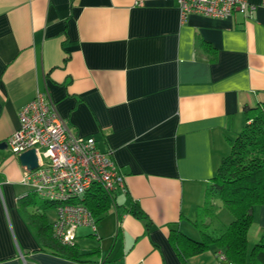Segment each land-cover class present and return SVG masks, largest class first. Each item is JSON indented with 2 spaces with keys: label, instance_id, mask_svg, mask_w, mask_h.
<instances>
[{
  "label": "crops",
  "instance_id": "obj_1",
  "mask_svg": "<svg viewBox=\"0 0 264 264\" xmlns=\"http://www.w3.org/2000/svg\"><path fill=\"white\" fill-rule=\"evenodd\" d=\"M262 2L213 18L181 17L176 0H0V264H222L214 246L182 257L170 235L200 238L192 222L205 188L244 108L264 105ZM38 92L125 176L96 236L75 230L82 252L97 249L89 261L41 249L26 222L34 207L19 205L24 167L1 144ZM252 213L255 243L264 205Z\"/></svg>",
  "mask_w": 264,
  "mask_h": 264
},
{
  "label": "trees",
  "instance_id": "obj_2",
  "mask_svg": "<svg viewBox=\"0 0 264 264\" xmlns=\"http://www.w3.org/2000/svg\"><path fill=\"white\" fill-rule=\"evenodd\" d=\"M244 111L247 122L232 141L230 153L222 158L205 188L203 202L196 208L192 223L200 238L194 240L180 231L170 235L171 242L182 257L214 246L215 253L222 251L229 262L264 264V234L249 250L247 245V234L253 223V207L264 205V105L245 107ZM112 193L95 186L84 195L82 203L91 211L95 223V229L89 226L93 230V233L88 234L89 237L96 236V224L109 210ZM33 194L29 190L19 199V205L23 207L27 203L34 207L33 211L26 214V222L40 248L69 260L89 261L97 249L84 253L75 241L72 244L61 242L53 233V221L47 218L46 210L53 204L44 199L37 202ZM220 207L231 217L228 224L223 225L217 233L212 225ZM137 208V205H133L129 211L144 218V212Z\"/></svg>",
  "mask_w": 264,
  "mask_h": 264
},
{
  "label": "built area",
  "instance_id": "obj_3",
  "mask_svg": "<svg viewBox=\"0 0 264 264\" xmlns=\"http://www.w3.org/2000/svg\"><path fill=\"white\" fill-rule=\"evenodd\" d=\"M176 2L181 17L201 14L227 18L236 12L246 15L253 9L248 0ZM6 145L16 155L34 148L37 166L31 170L24 167L21 183L53 204L52 230L63 243L72 244L75 230L80 226L95 229L92 213L82 203L88 191L95 186L107 193L125 188V176L112 156L101 151L93 137L72 135L54 104L40 92L18 110V127ZM216 258L222 264H235L220 250Z\"/></svg>",
  "mask_w": 264,
  "mask_h": 264
},
{
  "label": "rangeland",
  "instance_id": "obj_4",
  "mask_svg": "<svg viewBox=\"0 0 264 264\" xmlns=\"http://www.w3.org/2000/svg\"><path fill=\"white\" fill-rule=\"evenodd\" d=\"M33 196H34V198H35V200L37 202H40V201L43 200V198L41 196L37 195V194H33ZM46 213H47L48 220L53 221L54 218H55V211H54V209L48 208L46 210ZM229 217H231V216L229 215V213L223 207H220L217 210L216 216H215V218L213 220V225H212V228H214V229L216 228L215 229V232L219 233L221 231L220 228L223 225H225V218H229ZM104 224H108V223H104ZM79 232L81 233V232H91V231H90L89 228H82V229H79ZM92 232H93V230H92ZM81 239H84V238L82 237ZM89 240L92 241V242H95V239L90 238ZM247 243H248V247H251L254 244V242H253L252 237H251L250 234L247 237Z\"/></svg>",
  "mask_w": 264,
  "mask_h": 264
},
{
  "label": "water",
  "instance_id": "obj_5",
  "mask_svg": "<svg viewBox=\"0 0 264 264\" xmlns=\"http://www.w3.org/2000/svg\"><path fill=\"white\" fill-rule=\"evenodd\" d=\"M1 145H6L5 143ZM1 147V146H0ZM19 161L27 170H31L37 166V155L34 148H30L18 155Z\"/></svg>",
  "mask_w": 264,
  "mask_h": 264
}]
</instances>
